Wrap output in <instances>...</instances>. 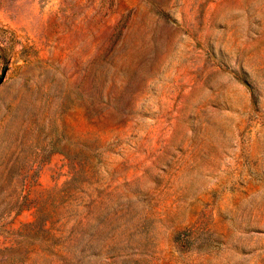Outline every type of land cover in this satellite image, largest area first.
<instances>
[{"label":"rangeland","instance_id":"1","mask_svg":"<svg viewBox=\"0 0 264 264\" xmlns=\"http://www.w3.org/2000/svg\"><path fill=\"white\" fill-rule=\"evenodd\" d=\"M0 264H264V0H0Z\"/></svg>","mask_w":264,"mask_h":264},{"label":"trees","instance_id":"2","mask_svg":"<svg viewBox=\"0 0 264 264\" xmlns=\"http://www.w3.org/2000/svg\"><path fill=\"white\" fill-rule=\"evenodd\" d=\"M20 199H21V202L19 204L21 206L23 199H22V197H19L18 200H20ZM45 226H46V222L42 223V228L45 227Z\"/></svg>","mask_w":264,"mask_h":264}]
</instances>
